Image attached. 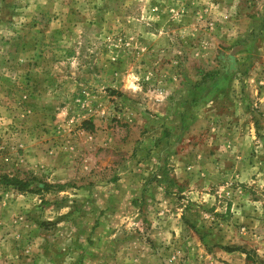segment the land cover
Instances as JSON below:
<instances>
[{
    "label": "rangeland",
    "instance_id": "374dc122",
    "mask_svg": "<svg viewBox=\"0 0 264 264\" xmlns=\"http://www.w3.org/2000/svg\"><path fill=\"white\" fill-rule=\"evenodd\" d=\"M0 264H264V0H0Z\"/></svg>",
    "mask_w": 264,
    "mask_h": 264
},
{
    "label": "trees",
    "instance_id": "16d2710c",
    "mask_svg": "<svg viewBox=\"0 0 264 264\" xmlns=\"http://www.w3.org/2000/svg\"><path fill=\"white\" fill-rule=\"evenodd\" d=\"M2 180L5 183L16 186L18 189H25L26 187H28V182L26 180L19 179L17 177H8L4 175L2 176Z\"/></svg>",
    "mask_w": 264,
    "mask_h": 264
}]
</instances>
